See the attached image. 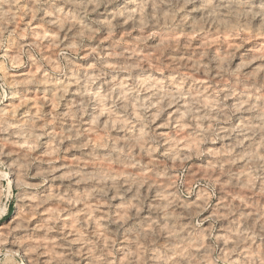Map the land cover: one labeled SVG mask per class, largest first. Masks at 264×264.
<instances>
[{"label":"clouds","instance_id":"obj_1","mask_svg":"<svg viewBox=\"0 0 264 264\" xmlns=\"http://www.w3.org/2000/svg\"><path fill=\"white\" fill-rule=\"evenodd\" d=\"M0 264H264V0H0Z\"/></svg>","mask_w":264,"mask_h":264}]
</instances>
